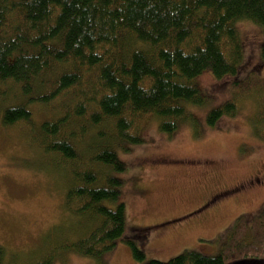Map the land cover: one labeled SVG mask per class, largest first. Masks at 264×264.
<instances>
[{
    "label": "trees",
    "instance_id": "obj_1",
    "mask_svg": "<svg viewBox=\"0 0 264 264\" xmlns=\"http://www.w3.org/2000/svg\"><path fill=\"white\" fill-rule=\"evenodd\" d=\"M241 21L264 31V0H0V124L22 125L30 147L66 178L63 206L76 217L29 264H52L61 249L100 258L113 248L125 223L116 149L142 142L149 120L169 136L183 122L195 125L188 107L207 98L195 78L237 73ZM233 85L238 92L207 112V125L236 115L242 94L254 103L251 132L264 141V78L251 73ZM33 106L51 115L35 119ZM228 237L218 254L184 251L167 261H143L123 241L140 264H224L262 252L264 206L250 225L238 217ZM5 254L0 246L2 264H28Z\"/></svg>",
    "mask_w": 264,
    "mask_h": 264
},
{
    "label": "rangeland",
    "instance_id": "obj_2",
    "mask_svg": "<svg viewBox=\"0 0 264 264\" xmlns=\"http://www.w3.org/2000/svg\"><path fill=\"white\" fill-rule=\"evenodd\" d=\"M237 28L243 48L237 73L216 80L205 70L195 78L207 97L204 105L188 107L195 125L183 122L169 136L149 120L140 131L142 142L127 150L116 149L125 165L117 173L125 223L113 248L100 258L61 249L52 264H140L123 241L127 238L143 251V261H167L184 251L215 255L224 234L242 213L253 221L261 211L264 141L251 132L253 101L239 94L236 115H224L214 126L205 120L210 109L236 95L234 81L251 73L264 78L263 29L249 21L239 22ZM49 115L46 108L33 106L35 119ZM22 132V125L0 124V246L7 253L3 260L13 255L16 261L29 264L49 254L76 217L63 206L66 178L47 165ZM249 180L251 188L217 197L202 207L215 191ZM216 201L222 203L217 206Z\"/></svg>",
    "mask_w": 264,
    "mask_h": 264
},
{
    "label": "flooded vegetation",
    "instance_id": "obj_3",
    "mask_svg": "<svg viewBox=\"0 0 264 264\" xmlns=\"http://www.w3.org/2000/svg\"><path fill=\"white\" fill-rule=\"evenodd\" d=\"M252 183H253V181H252V180H249V181H247L246 183H244V184H242V185H241V183H239V184L234 185V186H232V187H230V188L215 191V192H214L215 194L213 193V194L211 195V197H210L208 200H206L205 203H203L202 207H203V206H207V205H209V203H211V202H214V201L216 200L217 197L224 196V195H226V194H228V193H233L234 191H236V192H237V191H243V188H244V187H246L245 190L248 189V188H251V187H252ZM216 202H217V201H216ZM221 203H222V202L219 201V202L216 203V205L218 206V205H220ZM262 208H263V207H262ZM259 213H260V212H259ZM259 213H258L256 216H258ZM240 216H244V217H245V215H243V213H242ZM240 216H239V217H240ZM256 216H254V217H256ZM245 219H246V223H247V225H250L251 222H252V217L249 218V219H247V218L245 217ZM231 229H232V228H230L229 231H227V233L224 234V239H223V243L221 244V248H222L223 246H225V245L227 244V242L229 243V241H230V237H228V236H229V233H230ZM222 234H223V233H222ZM245 240H246V239H245ZM249 240H250V239H249ZM230 246H232V244H229V247H230ZM221 248H220V249H221ZM256 252H257V251H256ZM218 253H219V252H218ZM224 264H264V240H263V249H262V252H261V250H260V252H258L257 254L247 253V254L242 255V256H240V257H235V258H233V259H230V260L224 262Z\"/></svg>",
    "mask_w": 264,
    "mask_h": 264
}]
</instances>
